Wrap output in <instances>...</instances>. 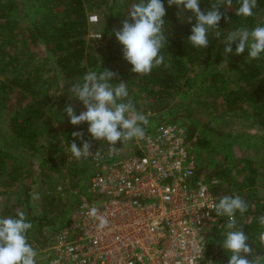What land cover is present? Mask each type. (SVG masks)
Listing matches in <instances>:
<instances>
[{"label": "trees", "instance_id": "trees-1", "mask_svg": "<svg viewBox=\"0 0 264 264\" xmlns=\"http://www.w3.org/2000/svg\"><path fill=\"white\" fill-rule=\"evenodd\" d=\"M120 1L123 2L121 16H125L124 18L127 19L130 7L135 3V0H100L102 8L108 10L105 15L104 38H107L112 32L115 23L122 19L115 13ZM212 2L213 0H199V6L206 13ZM163 3L166 9V15L163 17L165 21L163 30L168 43L165 48L161 49V54L164 55L165 60L161 66L153 68L151 73L146 75L131 71V64L123 58L122 46L109 43L105 45L106 54L102 56L96 53L87 37L90 20L85 0H32L28 4L35 5V13L44 15V11L49 12L51 20H49L50 18H47L48 20L32 19L27 27L21 26L19 16L15 14L14 1H2L0 2V29L1 33L6 34L7 37H12L19 29L23 30L28 38L33 39V43L43 44L53 55L50 59L54 62L57 78L82 82V77L89 71L99 72L103 69H114L117 78H119L118 83L127 84L128 99L134 103L136 112L142 110L141 104L138 102L139 93L154 99L150 107L155 116L146 117L148 124L142 126L146 129L155 122L153 120L157 119L183 120L197 152L203 146H209L211 142L209 130L213 131L214 129L210 125L211 122H197L192 118V113L186 112L184 109L190 101H194L196 96L203 95V92L210 87L214 90V96L207 100L213 107L219 109L220 113L240 111L250 107L251 113L264 121V54H261L257 60H249L247 48L244 53L236 55L235 44H233V53L224 57V48H218L220 40L215 36L216 31L221 33L220 39H222L229 32L241 27L251 30L258 25L264 26V0H257V6L253 9V15L250 17L236 16L235 11L240 6V0H232L231 6H222L220 11L229 19L226 20L222 15L219 28L209 31V45L205 49L193 48L188 43L187 37L191 34L195 18L193 17L189 22L187 17L192 14L181 11L176 5L169 6L167 0H163ZM19 65L13 66V69L22 66ZM164 65H168V67ZM34 75L36 79L31 76L24 78L22 75L6 78V80L0 79V117L5 108L14 112L10 122L11 131L15 138L22 143L21 147L24 152H29L31 156L42 154L37 168L39 172H42L45 167L53 168L56 161L64 160L65 155L62 156V154L65 152V147H47L46 144H43V137H52L53 128L49 124L51 120L47 118V111L53 106V100L48 93L39 92L38 77L37 74L34 73ZM181 91H184L187 97L176 103L173 102ZM84 110L82 108V111ZM84 124L87 125V122L77 126L79 128ZM218 134H223V132L220 131ZM231 135L233 134L231 133ZM74 139L75 142L81 143V140L74 137L69 143ZM253 144L260 146L259 142H253ZM13 146L14 144L9 146L6 143L0 144V178L3 175L8 176L9 183L10 179L11 183L17 182L18 177L21 176L19 173L21 165L13 163L14 152L8 149ZM252 160L242 159V167L248 176L239 182L240 186L237 192L224 188L227 181L235 178L233 169L228 166L224 169L218 167L216 170L210 171L209 174H224L221 176L225 181L220 180L219 184L215 186V194L219 199L225 195H239L248 204V210L243 215L237 212L236 229L239 222H244L252 216L255 231L248 233L247 243L252 247L253 253L248 259L253 261L258 259L259 264H264V246H261L259 242V236L264 232V226H261L258 221L260 216H264V197L259 196L260 189L255 187L259 166ZM239 163L241 161L233 165L238 166ZM225 171L228 172L225 173ZM31 182L34 183L35 180ZM30 190L31 187L28 186L24 197L29 208L28 212H24L27 222L29 219L34 220L41 228L55 225L56 220L54 221L53 216L48 219L44 215L37 216L31 210ZM11 210L6 208L3 214L0 213V216L15 217L17 212H21L20 210L11 212ZM223 236L220 231L214 232L211 236L206 254L205 262L207 264H227L229 253L218 243ZM33 248L37 250L39 247Z\"/></svg>", "mask_w": 264, "mask_h": 264}, {"label": "built area", "instance_id": "built-area-1", "mask_svg": "<svg viewBox=\"0 0 264 264\" xmlns=\"http://www.w3.org/2000/svg\"><path fill=\"white\" fill-rule=\"evenodd\" d=\"M85 140L90 155L71 159L97 166L87 196L36 250V264H207L209 240L228 231L227 218L210 209L220 180L198 165L187 127L164 119L151 124L142 139L130 141L131 154L118 159L120 141L113 150Z\"/></svg>", "mask_w": 264, "mask_h": 264}, {"label": "rangeland", "instance_id": "rangeland-1", "mask_svg": "<svg viewBox=\"0 0 264 264\" xmlns=\"http://www.w3.org/2000/svg\"><path fill=\"white\" fill-rule=\"evenodd\" d=\"M2 1L7 0H0V2ZM13 1L15 14L19 16L21 26L27 27L32 19L43 18V20H48L47 18L51 17L49 12L44 10V15L42 13L40 15L36 14L35 5L28 4L32 0ZM134 2L139 3L140 0H135ZM85 3L90 20V30L87 37L96 53L102 56L106 54L105 45L109 43L111 45L117 44L118 46H122L118 42L114 30L121 29L122 22L125 20V16H121L123 13V10H121L123 2L120 1L117 9H115L116 16H121L122 19L115 23L112 32L107 38H104V22L106 20V12H108L107 8H102L100 0H85ZM127 19L129 22H132L129 12ZM217 46L222 49L225 47L221 40ZM52 57L53 55L43 44L33 43V39L28 38L23 30L19 29L12 37H7L6 34L1 33L0 29V79L6 80V78H13L18 75H22L24 78L27 76L34 78V73L37 74L39 92L48 93L53 100V106L47 111V118L51 120L49 124L53 128L52 137H43V144H46L47 147H65V152L62 154V156L65 155L64 160L60 159L56 161V165L53 168L47 166L42 172H39L37 168L42 159V154L31 156L29 152H24L21 147L22 143L15 138L11 131L10 122L14 112L8 110V108L4 109L0 117V144L6 143L8 146L14 144L13 147H9L8 149L14 152L15 158L13 163L21 165L19 170L21 176L18 177L19 180L17 182L13 183H11V179L10 183L8 182V176L6 175L0 178V213L2 212L3 214L6 208L28 212L29 208L24 197L26 188L29 186L31 187V210L37 216L44 215L48 219L53 216L54 221L56 220L55 225L43 226L41 228L38 222L29 219L28 222L32 224V228L27 232V241L32 247L47 246L56 231V227L61 226L71 218L78 202L87 196L86 190L90 178L97 170V166L93 164L78 163L71 159L73 156L68 149L70 148L69 141L73 137L72 133L80 130L84 134V139L92 137L87 130L88 124H84L78 128L77 125H72L69 122V118L64 112L65 107L69 104L74 107L76 114H79L82 108L85 109L83 103L75 99L69 92L72 84L80 81L66 80L61 77L57 78L56 69L53 66L54 62L50 59ZM17 64L22 66L14 70L13 68ZM111 71L116 73L114 69H111ZM118 81L119 78L115 76L110 82L118 83ZM213 96L214 90L210 87L203 92V95L196 96L194 101H190L184 109L186 112L190 111L192 118L197 120V122H211L210 125L214 129L213 131L209 130L211 142L208 147L203 146L198 152L196 151V146L194 148L198 165L208 173L216 170L218 167L224 169L228 166L230 169H233L235 178L227 181L224 188L228 191L235 190L237 192L240 186L238 185L239 182L245 180L246 176H248V173L242 167V159H253L259 166V170L256 173L257 181L255 187L260 189L258 192L259 196L264 197V121L252 114L250 107H246L245 110L220 113L219 109L213 107L207 100ZM186 97V93L181 91L174 98L173 102L176 103L179 100H184ZM153 101L154 99H150L139 93L138 102L141 104L142 110L137 111V113L144 115L145 118L155 116L153 109L150 107ZM153 121L155 122L152 124H156L160 120ZM179 122L184 124L183 120H179ZM220 131L223 134H218ZM253 142H259L260 146L254 145ZM76 143L77 145L79 144L78 142ZM119 146L122 147L123 153L119 154L116 159L127 157L131 154L132 147L130 141L121 142ZM240 161L241 163L238 166L233 165ZM47 165L50 166V164ZM227 172L225 171V173ZM16 174L18 175L17 172ZM217 174L219 180L224 182L225 179L222 178L224 174H221L222 176L219 173ZM34 180L35 182L32 183L31 181ZM12 210L11 212H13ZM251 217L244 222H239L236 230L242 227L247 236L248 233H251L250 231H255V225ZM257 234L259 235L260 231ZM218 243L221 246L220 242Z\"/></svg>", "mask_w": 264, "mask_h": 264}, {"label": "clouds", "instance_id": "clouds-1", "mask_svg": "<svg viewBox=\"0 0 264 264\" xmlns=\"http://www.w3.org/2000/svg\"><path fill=\"white\" fill-rule=\"evenodd\" d=\"M167 3L192 14L187 17L189 22L195 18L191 34L187 37L188 43L193 48L205 49L209 45V31L219 28L224 15L220 8L231 6L232 0H213L206 13L201 10L199 0H167ZM256 6L257 0H240L235 14L250 17ZM165 15L163 0H140L130 7L132 22L125 19L122 28L114 30L118 42L123 46V58L131 64L132 72L150 74L153 68L164 63L165 57L161 54V49L168 43L163 30ZM224 18L229 19L226 15ZM215 36L225 45L224 57L233 53V44L236 55L244 53L247 48L249 60H257L264 54V26L258 25L251 30L241 27L229 32L223 39H220L221 33L216 31ZM116 75L117 73L108 69L87 72L82 77V82L73 83L69 89L70 94L82 102L86 110L76 114L71 104L64 109L72 125L87 122V130L92 139L107 142L113 150L116 149L117 141L123 143L133 138L142 139L145 136L142 125L148 124L145 116L137 113L134 103L128 99L127 84L110 82ZM72 136L81 140L82 146L78 147L75 139L69 143L68 151L71 155L77 160L88 157L91 144L84 139L83 132L74 131ZM210 209H214L216 216L227 218L225 227L228 231L220 241L222 248L229 253L227 264H259L258 260L248 259L253 249L247 243L248 236L242 227L232 230L237 223L236 213L243 215L248 210L246 201L239 195H225ZM92 215H95V210ZM258 221L264 226V216H260ZM106 225L107 221L101 218L98 228L103 229ZM31 228L32 224L27 222L22 211L17 212L15 217H0V264H36L37 251L27 241V232ZM259 242L264 246V232L260 234Z\"/></svg>", "mask_w": 264, "mask_h": 264}, {"label": "crops", "instance_id": "crops-1", "mask_svg": "<svg viewBox=\"0 0 264 264\" xmlns=\"http://www.w3.org/2000/svg\"><path fill=\"white\" fill-rule=\"evenodd\" d=\"M64 224H65V223H63L61 226H64ZM61 226H59V227H61Z\"/></svg>", "mask_w": 264, "mask_h": 264}]
</instances>
